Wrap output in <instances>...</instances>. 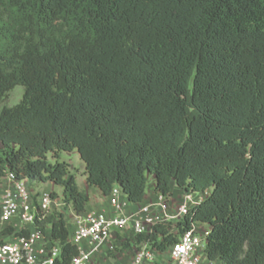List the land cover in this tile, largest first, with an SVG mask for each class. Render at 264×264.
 <instances>
[{"label": "trees", "instance_id": "16d2710c", "mask_svg": "<svg viewBox=\"0 0 264 264\" xmlns=\"http://www.w3.org/2000/svg\"><path fill=\"white\" fill-rule=\"evenodd\" d=\"M16 87L0 185L52 183L82 214L89 197L61 160L76 152L105 196L141 204L150 177L166 198L172 184L208 194L140 245L165 255L199 223L209 261L264 264V0H0V107ZM65 214L35 225L60 244L55 264L79 255Z\"/></svg>", "mask_w": 264, "mask_h": 264}, {"label": "built area", "instance_id": "2783aa9c", "mask_svg": "<svg viewBox=\"0 0 264 264\" xmlns=\"http://www.w3.org/2000/svg\"><path fill=\"white\" fill-rule=\"evenodd\" d=\"M4 182L8 187L0 199V226H11L27 235L0 243V264H55L61 254L60 244L52 243L35 225L37 220L53 212L65 213L62 198L50 191H35L27 179H19L13 173ZM123 196L121 188L115 186L109 195L111 216L104 212L74 215L75 230L70 242L78 248L79 255L71 264H89L91 256L110 243L114 232L132 228L134 235L151 236L154 226L177 222L204 200L197 193H185L183 203L175 205L170 198L158 194L153 203L128 212ZM207 237L208 228L204 224H192L165 255L145 248L129 264H155L159 257L162 264H203Z\"/></svg>", "mask_w": 264, "mask_h": 264}, {"label": "rangeland", "instance_id": "374dc122", "mask_svg": "<svg viewBox=\"0 0 264 264\" xmlns=\"http://www.w3.org/2000/svg\"><path fill=\"white\" fill-rule=\"evenodd\" d=\"M24 89L22 87H16L1 104L0 109L7 107L12 108L19 104L22 100ZM48 159L53 162L52 154L48 155ZM61 160L68 163L71 173L76 175L78 185L83 189L86 186L85 165L81 161L79 155L76 152L61 154ZM38 185L34 184L32 187L35 191L38 190ZM58 193V191H56ZM208 194H199L200 198H205ZM61 197V195H59ZM1 199V198H0ZM66 215L71 214L70 208L65 209ZM8 226H0V243H7L14 240L13 236L4 238L2 230ZM134 241V244L131 242ZM151 250L149 245H140L136 236H124L121 233H117L115 238H112L107 246H104L101 251H97L91 256L89 264H129L134 255L142 249ZM166 259V256H164Z\"/></svg>", "mask_w": 264, "mask_h": 264}, {"label": "crops", "instance_id": "0c3cea01", "mask_svg": "<svg viewBox=\"0 0 264 264\" xmlns=\"http://www.w3.org/2000/svg\"><path fill=\"white\" fill-rule=\"evenodd\" d=\"M38 186V190L37 191H41V190H45V191H50V192H56L58 191L59 195H62V189L60 187L55 186L52 183H39L37 184ZM8 187V184L6 182H3L0 185V198L4 192V190ZM80 187V186H79ZM155 182H154V177H150V184L147 190V194L145 196L144 201L141 204H135L130 202L127 197L124 195L123 199L124 201L127 202L128 204V212H134L136 211L138 208H140L141 206L153 203L157 197L158 194L155 192ZM81 190H83L84 192H86V194L89 197V201L86 205V209L84 213H90V212H104L107 215L111 216L112 215V209L110 206V201H109V196H105L102 194V192L97 189V188H90L87 183L85 188H81ZM171 197H170V201L175 204V205H180L181 203H183L184 201V195L185 192L182 191L181 189L177 188L174 184L171 185ZM70 208V207H69ZM71 214L70 215H66L65 214V220L67 222V226L70 228L71 232H74L75 230V226H74V215L76 214L71 208ZM205 228H208L207 225H204ZM117 233H121L124 236H134L133 230L132 228H129L127 230L124 231H118V232H114L113 233V238H115V235ZM9 236H4V238H7ZM131 244H134V241L131 242ZM203 264H222L220 261H209L207 258L203 261Z\"/></svg>", "mask_w": 264, "mask_h": 264}]
</instances>
